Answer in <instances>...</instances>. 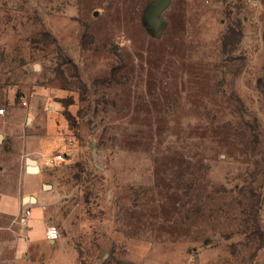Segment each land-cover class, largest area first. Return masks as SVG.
<instances>
[{"label": "rangeland", "instance_id": "374dc122", "mask_svg": "<svg viewBox=\"0 0 264 264\" xmlns=\"http://www.w3.org/2000/svg\"><path fill=\"white\" fill-rule=\"evenodd\" d=\"M155 1L0 0V264H264V0Z\"/></svg>", "mask_w": 264, "mask_h": 264}, {"label": "crops", "instance_id": "0c3cea01", "mask_svg": "<svg viewBox=\"0 0 264 264\" xmlns=\"http://www.w3.org/2000/svg\"><path fill=\"white\" fill-rule=\"evenodd\" d=\"M37 97H39V96H37ZM11 122H12V120H10V118H8V117L4 120L0 119V130H1L0 144L4 148L8 147V146H15L17 143V138H16L14 132H11V129H12ZM39 138L41 139L40 143H43L45 145L43 147L42 146L38 147L36 150L42 151V152L48 151V149L54 143H56V139H58V137L57 138L55 137V134H53V136L50 134H48V135L44 134L43 136H39ZM30 139H33V138L30 134H28L26 136V143H28L30 141ZM25 158H26V156H25ZM36 162L38 165L37 159H36ZM24 170H25V175H26L25 177H33L34 181L36 182V185L38 187L39 182H40L42 177L39 174L38 175L35 174V172L28 171L26 160H25ZM38 171H39V165H38ZM29 196H33L34 198L32 200L22 199L25 204L31 205L30 206V214L27 217V219L24 221V223H26L28 225L29 235L31 237H34L35 235L40 236V233L38 231H39V228L41 227V225L44 223V220L42 218L43 210H42V206L40 204L41 197H39L38 194H35V196L34 195H29ZM1 209L4 213H7L9 215H10V213H14V209L8 208L7 205L4 207H1ZM46 240H48L49 242L43 243V244L36 243V244L28 245L29 253L24 254L26 258L24 260H22V264H50V263L51 264H62V262L60 260L61 256H64L65 258H67V262H64L63 264H70L71 263V261H70L71 254L69 255V257H67V256H65L64 253H62L63 251L68 250V249L64 248V245L58 244V243L54 242V240H49L47 238H46ZM47 251H52L54 253L52 255H44L43 259L39 257V256H42V254L44 252H47ZM36 252H37V254H36Z\"/></svg>", "mask_w": 264, "mask_h": 264}, {"label": "built area", "instance_id": "2783aa9c", "mask_svg": "<svg viewBox=\"0 0 264 264\" xmlns=\"http://www.w3.org/2000/svg\"><path fill=\"white\" fill-rule=\"evenodd\" d=\"M23 103H25V101H23ZM3 111H4V108L0 107V113H3ZM69 143H72V142L70 141ZM63 158H64V155L62 152H56V153L52 154L48 158L47 161L48 162H54V161H59ZM29 214H30V207L24 208L22 216H21V220L24 222L27 219V217L29 216ZM44 233H45V237L49 240H56L59 237V230H58L57 226L54 224H51V223L46 224Z\"/></svg>", "mask_w": 264, "mask_h": 264}, {"label": "water", "instance_id": "95a60500", "mask_svg": "<svg viewBox=\"0 0 264 264\" xmlns=\"http://www.w3.org/2000/svg\"><path fill=\"white\" fill-rule=\"evenodd\" d=\"M168 2H169V0H156L152 6V7H154V12L159 13L168 4ZM0 136H1V134H0ZM25 160L27 163L28 171H30V172H37L38 171V165H37L35 158H32L30 156H26ZM29 197L31 199L34 198L33 196H29Z\"/></svg>", "mask_w": 264, "mask_h": 264}]
</instances>
